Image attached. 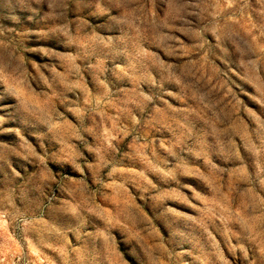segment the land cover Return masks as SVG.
I'll return each instance as SVG.
<instances>
[{
	"label": "rangeland",
	"instance_id": "374dc122",
	"mask_svg": "<svg viewBox=\"0 0 264 264\" xmlns=\"http://www.w3.org/2000/svg\"><path fill=\"white\" fill-rule=\"evenodd\" d=\"M0 264H264V0H0Z\"/></svg>",
	"mask_w": 264,
	"mask_h": 264
},
{
	"label": "bare ground",
	"instance_id": "6f19581e",
	"mask_svg": "<svg viewBox=\"0 0 264 264\" xmlns=\"http://www.w3.org/2000/svg\"><path fill=\"white\" fill-rule=\"evenodd\" d=\"M64 208L67 210V211H73V205L71 202L67 201L66 204L64 205Z\"/></svg>",
	"mask_w": 264,
	"mask_h": 264
}]
</instances>
